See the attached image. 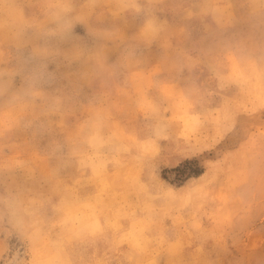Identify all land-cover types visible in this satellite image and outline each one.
<instances>
[{"label": "rangeland", "instance_id": "1", "mask_svg": "<svg viewBox=\"0 0 264 264\" xmlns=\"http://www.w3.org/2000/svg\"><path fill=\"white\" fill-rule=\"evenodd\" d=\"M251 4L0 0V264L264 261Z\"/></svg>", "mask_w": 264, "mask_h": 264}, {"label": "snow or ice", "instance_id": "2", "mask_svg": "<svg viewBox=\"0 0 264 264\" xmlns=\"http://www.w3.org/2000/svg\"><path fill=\"white\" fill-rule=\"evenodd\" d=\"M248 7L256 8L258 7L259 10V34H260V58L262 61H264V0H259V4H251L248 5ZM68 9L72 8V5H67ZM82 19V18H81ZM72 28H73V22L72 20L66 21L61 28V33L64 36L71 37L72 36ZM89 33L92 32V28L89 27L88 29ZM75 39L81 40L82 38L76 37ZM82 53V48L80 44L75 45V55H80ZM48 56L50 55V52L47 48H42L37 54H34L32 57H30V60L32 62L35 61L36 56ZM56 79V75L51 72H47L43 70V68L38 65L34 64L32 71L29 74V81L30 85L33 88H40L47 84H51ZM262 205H264V200L261 201ZM262 211H264V207H262ZM211 264H219L218 261H213ZM233 264H247L246 261L243 260H236L233 262ZM261 264H264V261H261Z\"/></svg>", "mask_w": 264, "mask_h": 264}]
</instances>
